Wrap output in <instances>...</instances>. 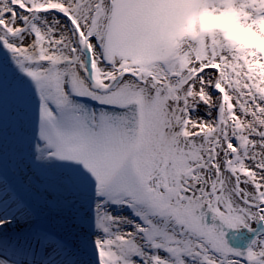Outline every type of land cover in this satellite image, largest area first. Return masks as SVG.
<instances>
[{
    "label": "snow or ice",
    "instance_id": "snow-or-ice-1",
    "mask_svg": "<svg viewBox=\"0 0 264 264\" xmlns=\"http://www.w3.org/2000/svg\"><path fill=\"white\" fill-rule=\"evenodd\" d=\"M233 2L0 0V264H264V59L180 39Z\"/></svg>",
    "mask_w": 264,
    "mask_h": 264
},
{
    "label": "clouds",
    "instance_id": "clouds-1",
    "mask_svg": "<svg viewBox=\"0 0 264 264\" xmlns=\"http://www.w3.org/2000/svg\"><path fill=\"white\" fill-rule=\"evenodd\" d=\"M211 8L203 6L184 18L181 40L215 36L241 55L264 59V19H253L247 0L225 4L223 11Z\"/></svg>",
    "mask_w": 264,
    "mask_h": 264
},
{
    "label": "bare ground",
    "instance_id": "bare-ground-1",
    "mask_svg": "<svg viewBox=\"0 0 264 264\" xmlns=\"http://www.w3.org/2000/svg\"><path fill=\"white\" fill-rule=\"evenodd\" d=\"M258 66H260L258 63H257ZM231 235V234H230ZM245 235H247V233H245ZM229 240H231V238L229 237Z\"/></svg>",
    "mask_w": 264,
    "mask_h": 264
}]
</instances>
